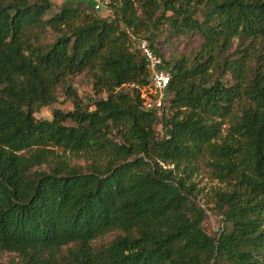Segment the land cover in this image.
Masks as SVG:
<instances>
[{"label":"trees","instance_id":"1","mask_svg":"<svg viewBox=\"0 0 264 264\" xmlns=\"http://www.w3.org/2000/svg\"><path fill=\"white\" fill-rule=\"evenodd\" d=\"M52 6L0 0V264H264V0ZM161 23L198 48L171 62L134 37ZM140 38L172 71L161 115ZM86 72L107 94L93 108L68 83ZM61 85L74 109L38 119ZM201 163L227 185L216 236Z\"/></svg>","mask_w":264,"mask_h":264},{"label":"rangeland","instance_id":"2","mask_svg":"<svg viewBox=\"0 0 264 264\" xmlns=\"http://www.w3.org/2000/svg\"><path fill=\"white\" fill-rule=\"evenodd\" d=\"M53 6L49 11V16L54 15L55 13L60 11V8L65 3H74L75 5L81 6L82 8L93 11L97 15L101 17H109L112 13L111 8L107 5H104L105 0H52ZM97 4H101L99 9L96 8ZM158 27L150 26L149 32H140L139 34H135L134 37L140 36H151L153 34L155 39L153 42L159 48V50L163 53L165 58L171 62H174L176 59L181 58L184 54H191L198 48V39L192 38L184 35H177L171 28H169L168 24L161 23L157 25ZM46 40L52 41L55 37L53 31L48 30L46 34ZM229 76H226V80L229 79ZM68 83H71L73 88L76 89L78 98L82 102L85 107H94V101L100 98H107V94L97 93L94 89L93 77L90 73H78L72 77ZM129 88V87H125ZM58 101L53 103L52 105L43 106L36 113V117L38 119L44 118H53L54 111L56 109H61L65 112L74 109V102L68 96V88L67 85H61L57 89ZM72 124V122H68ZM157 129L159 135H163L162 125L158 124ZM117 139L116 137H114ZM59 151L62 149L58 148ZM70 155L69 153H67ZM74 158V157H72ZM165 167H174V165L164 164ZM200 168L198 172L194 174V179L197 182L198 186V195L197 200L200 205L206 211V218L203 222L204 230L212 235L216 236L222 229L224 224L223 216L216 209V197L215 192L222 188H227L225 183L220 182L217 178H215L209 167L205 164H199ZM110 237V236H109ZM7 259V256H4Z\"/></svg>","mask_w":264,"mask_h":264},{"label":"built area","instance_id":"3","mask_svg":"<svg viewBox=\"0 0 264 264\" xmlns=\"http://www.w3.org/2000/svg\"><path fill=\"white\" fill-rule=\"evenodd\" d=\"M103 3L108 6L109 0H105ZM100 7L101 4L96 5L97 9ZM138 48L148 61L150 79L149 84L142 89L141 96L144 100V107L161 115L171 99L168 89L172 71L164 58L153 49L147 38L138 40Z\"/></svg>","mask_w":264,"mask_h":264}]
</instances>
